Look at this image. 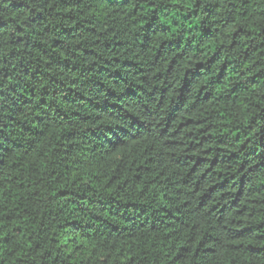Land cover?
<instances>
[{
  "label": "trees",
  "instance_id": "obj_1",
  "mask_svg": "<svg viewBox=\"0 0 264 264\" xmlns=\"http://www.w3.org/2000/svg\"><path fill=\"white\" fill-rule=\"evenodd\" d=\"M0 264H264V0H0Z\"/></svg>",
  "mask_w": 264,
  "mask_h": 264
}]
</instances>
